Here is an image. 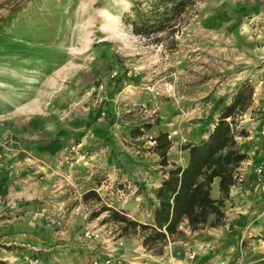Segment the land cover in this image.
<instances>
[{
  "label": "rangeland",
  "instance_id": "obj_1",
  "mask_svg": "<svg viewBox=\"0 0 264 264\" xmlns=\"http://www.w3.org/2000/svg\"><path fill=\"white\" fill-rule=\"evenodd\" d=\"M133 1L0 0V264H49L132 239L101 212L146 218L157 189L127 163L167 177L240 88L253 102L264 55L252 48L242 0H198L173 34L150 36L124 20ZM251 1L263 15L264 0ZM263 105H254L259 128ZM244 111L236 140L248 134Z\"/></svg>",
  "mask_w": 264,
  "mask_h": 264
},
{
  "label": "crops",
  "instance_id": "obj_2",
  "mask_svg": "<svg viewBox=\"0 0 264 264\" xmlns=\"http://www.w3.org/2000/svg\"><path fill=\"white\" fill-rule=\"evenodd\" d=\"M242 1L243 6L250 7L251 11L247 25L250 29L249 36L253 40L252 48L264 55V14L258 12L260 7L253 6L251 0ZM245 27L246 23L242 24V29ZM253 86V102L243 112V126L247 128L248 134L237 139L239 148L247 155V159L237 168L234 176L238 177L230 187L228 197L224 199L222 224L210 226L214 214H210L207 222L197 229H190L187 220H183L177 226L176 233L168 236L163 245L157 244L147 249L137 231L131 235L132 239H122L121 246L115 242L103 245L96 241L93 242L94 248L90 254L83 256L80 251H75V256L72 255L70 259L53 256L48 258L49 264H93L95 261L106 264L107 259V264H264V174L262 182H258L255 174V167L264 160V138L255 136L262 113L254 108L258 100H264V83L257 81ZM127 166L134 169L137 176L142 174L143 180H146L147 185L153 186V190L158 189L166 177L159 176L156 172L144 177L140 172H144L142 169L145 166L139 163L129 162ZM151 195L152 205L146 209L143 221L138 219L137 213L119 212L126 216L132 215L138 223L153 225V212L158 202L153 193ZM210 196L213 199L221 198L218 178L211 184ZM118 224L120 227L123 225ZM107 248L113 249L111 257L106 255ZM158 248H161V252H158ZM191 252L195 253L193 258H190Z\"/></svg>",
  "mask_w": 264,
  "mask_h": 264
},
{
  "label": "trees",
  "instance_id": "obj_3",
  "mask_svg": "<svg viewBox=\"0 0 264 264\" xmlns=\"http://www.w3.org/2000/svg\"><path fill=\"white\" fill-rule=\"evenodd\" d=\"M197 1L134 0L124 20L131 26L132 32L139 36L165 31L173 34L182 16ZM250 94L251 90H248L242 96L243 89L240 88L234 101L208 131L207 137L185 147L188 155L186 165H173L155 192L158 204L153 212V225L129 220L119 211L106 206L101 208V212H109L104 220L123 224L120 227L123 233L129 229L132 233L139 231L142 244L147 249L157 244L163 245L168 236L176 233L177 226L183 220H187L190 229H197L207 222L210 214H214L210 226L222 224L224 199L228 197L229 189L235 182L237 168L247 159L236 140V136H242L243 131L235 129V113L245 109ZM155 141V151L161 158V164L166 165V153L170 146L167 134H158ZM215 178L219 179V199L210 196ZM90 194L98 198L94 191H88L85 196ZM158 252H161V248H158Z\"/></svg>",
  "mask_w": 264,
  "mask_h": 264
},
{
  "label": "built area",
  "instance_id": "obj_4",
  "mask_svg": "<svg viewBox=\"0 0 264 264\" xmlns=\"http://www.w3.org/2000/svg\"><path fill=\"white\" fill-rule=\"evenodd\" d=\"M261 83H264V71H263L262 74H261ZM262 110H263V112H264V105H263V107H262ZM259 132H260V134H261L262 136H264V117H263L262 122H261V124H260ZM255 174H256V176H257V178H258V182H262V181H263L262 176H263V174H264V164H260V165H258V166L255 168ZM235 177L237 178L238 176L236 175ZM120 196L122 197L123 194L121 193ZM93 234H94L93 232H90V233L87 232V233H86V236L90 237V236H92ZM94 236L96 237L97 235H94ZM194 254H195L194 252H191V254H190V258H193V257H194ZM106 263H109V260H107ZM94 264H97V262L95 261Z\"/></svg>",
  "mask_w": 264,
  "mask_h": 264
}]
</instances>
